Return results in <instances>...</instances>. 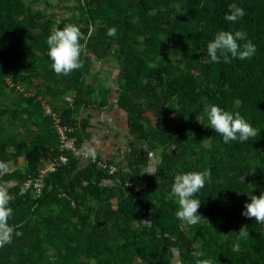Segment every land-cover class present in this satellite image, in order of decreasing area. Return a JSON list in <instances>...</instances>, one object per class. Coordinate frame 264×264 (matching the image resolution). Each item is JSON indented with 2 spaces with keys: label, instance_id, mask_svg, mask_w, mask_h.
Returning <instances> with one entry per match:
<instances>
[{
  "label": "rangeland",
  "instance_id": "rangeland-1",
  "mask_svg": "<svg viewBox=\"0 0 264 264\" xmlns=\"http://www.w3.org/2000/svg\"><path fill=\"white\" fill-rule=\"evenodd\" d=\"M108 1L0 0V187L19 196L35 178L45 184L56 167L71 168L56 199L17 211L14 222L34 236L23 264H143L158 229L119 212L128 187L132 217L163 218L174 239L181 225L214 264H264V224L242 215L248 184L254 195L264 191V107L220 94V71L206 52L214 0ZM69 23L88 37L83 67L57 75L46 39ZM206 104L239 112L260 134L225 144L209 128ZM53 116L76 137L77 152H65L62 164ZM175 147L183 151L171 159ZM203 169L211 175L199 194L233 208L200 212L204 220L188 225L174 216L178 198L166 175ZM79 171L89 181L73 180ZM99 173L108 176L95 182ZM196 259L171 247L164 264Z\"/></svg>",
  "mask_w": 264,
  "mask_h": 264
},
{
  "label": "trees",
  "instance_id": "trees-1",
  "mask_svg": "<svg viewBox=\"0 0 264 264\" xmlns=\"http://www.w3.org/2000/svg\"><path fill=\"white\" fill-rule=\"evenodd\" d=\"M96 2H103L104 0H95ZM108 1V0H106ZM110 6L117 8V3L108 1ZM150 4L165 5V0H149ZM236 3L243 8L244 16L235 22L227 21L225 16L228 13V5ZM220 30L235 32L243 30L247 34V38L256 46V53L251 59L240 60L233 58L230 63H216L218 65L221 77L220 94L230 102L237 103L243 107L255 105L264 107V0H214V12L211 18V33L212 39L216 32ZM242 43V42H240ZM227 85V88L225 87ZM121 107L127 108V105L121 101H117ZM135 116L134 111H131ZM71 135H74L71 132ZM75 136V135H74ZM183 149L175 147L172 150L171 159H176ZM71 171L70 167L58 166L46 177L45 184H42L41 192L35 196L31 190H26L22 195L12 197L9 201V207L12 208L13 213L8 219L10 226H13L15 232H20L22 235H13L12 242L0 247V264H23L25 258V248L33 241L34 236L26 229H22L19 222H14V217L18 210L26 204L32 205L34 203H48L57 198L59 194V186H63V173ZM5 176V175H3ZM108 176L99 173L96 176L97 182L100 178ZM84 178L89 181L88 175L85 171L76 172L73 180ZM142 180L150 179V176L140 177ZM168 182L172 185L173 176H167ZM71 184V183H70ZM129 188V194L119 201V212L128 218H135L141 227H145L143 219L137 215H131V209L128 207L127 200H134L136 197L135 191ZM199 198L201 205L200 212H212L215 210L227 211L233 208L227 202L221 201L214 196L207 198L202 197L199 192L196 197ZM237 202V200H234ZM237 204V203H236ZM178 209V208H177ZM176 209V211H177ZM174 212V216L175 213ZM176 218V216H175ZM177 219V218H176ZM178 220V219H177ZM180 221V220H179ZM183 222V221H181ZM185 223V222H183ZM151 225L158 229V239L156 249L151 256H148L143 264H164L166 255L171 247H177L180 251L194 252L192 245L187 241L185 229L181 225L176 227L177 236L174 239L169 231L168 225L161 217L155 218L151 221Z\"/></svg>",
  "mask_w": 264,
  "mask_h": 264
},
{
  "label": "clouds",
  "instance_id": "clouds-1",
  "mask_svg": "<svg viewBox=\"0 0 264 264\" xmlns=\"http://www.w3.org/2000/svg\"><path fill=\"white\" fill-rule=\"evenodd\" d=\"M228 13L225 19L231 22L244 16L243 8L236 3L228 5ZM107 34L115 36V27L109 28ZM87 40L88 37L77 25L69 23L63 29L53 28L46 39L47 55L52 62V70L57 75L67 76L75 70L81 69L83 67L81 53ZM206 52L212 63H230L233 58L251 59L256 53V46L247 38V34L243 30L235 32L220 30L207 43ZM225 87L227 88V85ZM204 113L209 128L218 133L225 144L236 140L245 142L260 134L258 129L254 128L239 112L233 113L216 104H206ZM3 167L0 165V169ZM210 175L209 169H203L174 176L171 192L178 198V209L175 213L178 220L188 225H197L201 220H204L198 211L201 205L200 199L194 197L204 188ZM248 185L250 191L246 195L250 202L244 204L242 215L246 218H254L258 224H264V191L259 195H254L255 185ZM11 200L12 196L8 194L7 190L0 187V247L10 244L14 234L22 235L20 232H15L14 227L8 223V219L13 213L12 208L8 206ZM143 223L150 226L151 221L144 219ZM238 232L241 238L249 236L247 225H242ZM192 255L197 257L195 264H214L211 258H204L205 254L202 251H194Z\"/></svg>",
  "mask_w": 264,
  "mask_h": 264
},
{
  "label": "built area",
  "instance_id": "built-area-1",
  "mask_svg": "<svg viewBox=\"0 0 264 264\" xmlns=\"http://www.w3.org/2000/svg\"><path fill=\"white\" fill-rule=\"evenodd\" d=\"M53 125L55 127V130L57 132V138L59 142V152L57 155V161L62 164L67 160V155L65 152H77V149L75 147V141L76 137L74 135H71V130L61 125V120L59 117L53 116ZM101 166H105V164H99ZM108 172H113L112 166H108ZM26 190H31V192L37 196L41 192L42 183L39 178H35L34 181L31 183H26Z\"/></svg>",
  "mask_w": 264,
  "mask_h": 264
}]
</instances>
